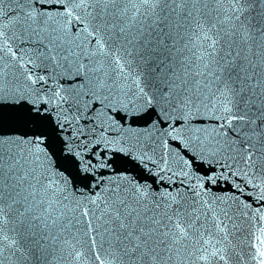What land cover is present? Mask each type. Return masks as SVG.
<instances>
[{
    "label": "snow or ice",
    "instance_id": "obj_1",
    "mask_svg": "<svg viewBox=\"0 0 264 264\" xmlns=\"http://www.w3.org/2000/svg\"><path fill=\"white\" fill-rule=\"evenodd\" d=\"M0 264H264V0H0Z\"/></svg>",
    "mask_w": 264,
    "mask_h": 264
}]
</instances>
